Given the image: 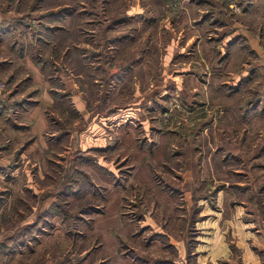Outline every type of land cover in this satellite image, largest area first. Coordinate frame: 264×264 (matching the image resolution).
Wrapping results in <instances>:
<instances>
[{"label": "rangeland", "instance_id": "374dc122", "mask_svg": "<svg viewBox=\"0 0 264 264\" xmlns=\"http://www.w3.org/2000/svg\"><path fill=\"white\" fill-rule=\"evenodd\" d=\"M8 2L23 9L20 19L8 22L27 20L33 30L45 19L54 29L39 49L31 44L32 30L16 43L25 57L42 60L52 52L37 79L53 101L41 110L48 118L41 140L11 137L8 147H28L29 173L35 171L28 183L37 190L17 191L7 212H0V227L12 230L10 237L18 239L12 242L25 248L16 264H264V195L255 189L262 184L264 193V168L251 167L256 154L264 162V2L244 10L239 0H227L220 16L255 31L262 14L255 31L259 53L241 38L247 53L242 64L223 62L240 37L222 46L210 26L198 28L205 19V12L198 22L194 18L198 0ZM35 2L39 10H32ZM93 4L105 20L127 16L118 29L126 36L103 47L117 59L107 67L104 62L102 72L91 57L96 43L87 45L80 34V12ZM49 11L55 15L41 17ZM117 61L127 69L110 78L105 69L114 72ZM231 69L248 74L233 83L192 74ZM2 81L0 96L6 97L8 80ZM213 88L225 99L240 89V102L211 104ZM75 91L87 104L82 113L71 98ZM27 94L16 102L25 105ZM8 112L16 115L13 108ZM23 161L11 166L10 160L8 167ZM35 223L40 236L33 240Z\"/></svg>", "mask_w": 264, "mask_h": 264}, {"label": "crops", "instance_id": "0c3cea01", "mask_svg": "<svg viewBox=\"0 0 264 264\" xmlns=\"http://www.w3.org/2000/svg\"><path fill=\"white\" fill-rule=\"evenodd\" d=\"M198 1H200V3H198L196 8H195V10H196V14L194 15L195 20H197V22L199 20H201V17L203 16L202 14L205 12L204 16H203L205 19H203L201 24H198V28L202 27V29L204 30L205 26H206V28H207V26H210V28H211V30H213V32L216 31V35L215 36L213 35V38H216L219 36V38L221 39V45L222 46L225 45L226 43L228 45L235 38L240 37V39L236 41L237 43L242 44L241 38H243V40H245V43L247 46H250V48L252 50L254 49L258 52V47H260V44H259V40L257 39L256 32H257V29L260 27L258 25H261L263 22L262 14H261V17H258L255 19V24H256V26H255L256 32H255L254 30H250L247 27L245 28L240 23V21H234V23L231 24V26L224 19H220L218 21H215V19H213L214 17L209 15V13H208L209 11L206 8V6L204 5V0H198ZM222 1H223V3H222ZM222 1H221L220 5L218 7H216V10L218 13H220V15H222V14L224 15L227 13L226 7H225L227 4V0H222ZM258 1H260V6L264 2V0H250L249 1V2H251L250 6L255 7L258 4L257 3ZM8 4H9L8 0H0V77L2 79H6V80L13 82L12 86L17 84L19 81H22L23 79L28 80L27 81L28 85H26L25 89L22 91V93L17 95V97L15 98L16 100H18L21 97V95L28 93L32 89V84L30 83L31 81L41 83V81L37 79L38 75H39V71H40L39 69H40L41 64L38 62L37 59H34L33 56L28 55V57H25L26 56L25 52L18 50V45L16 43H17V39H19V35L22 36V38H24L26 35H28V32H30L32 30V24L30 22H28L27 25L29 24V27H27L25 30H23L24 26L21 25V23H20L21 20H19V22H13V21L8 22V20H15L13 18L20 19V16H22L21 12H23V9L22 10H16L15 4H9V5ZM3 7L6 8L4 11H3ZM28 7L31 8L30 6H28ZM244 14H245V17H247L248 11H246ZM4 19H7V20L5 21ZM26 22H27V20H26ZM146 23H149V21L147 20ZM165 27H167V24H165ZM15 33H17V34H15ZM209 34H211V33L209 32ZM191 36H195V33H193V35H191ZM201 38H203V37H201ZM220 39L210 42L211 46L213 47L214 45L217 44V42L219 43ZM31 44L33 46V43H31ZM233 44H234V47H236L238 45L236 43H233ZM197 47L200 48L201 43H199V46L197 44ZM246 55H247V53L244 56H246ZM239 56L241 57L240 59L232 57V56L225 57L223 62L225 64H229L230 62L235 61L238 63L240 62L242 64V62L244 61L245 58L242 59V57H244V56H243V54L241 55V53H239ZM260 57L262 58L261 62H263V64H264V55H261ZM163 59H164V62H167L169 60V56L165 55V58H163ZM201 59H203V58L201 57ZM113 69H115V68H113ZM146 69L147 68L144 67V71ZM161 69L162 68H160V70ZM166 71H167L166 69H162V72H166ZM204 73L205 74L207 73L208 78L213 74V75H216L218 78H223V80L229 79V82L233 83L232 82L233 79H241L246 74H248V71L245 69H241L239 71H237L235 69H231V70L224 71V72L219 71V70H215L213 72H192L193 76L200 75V74L204 75ZM263 73H264V71H263ZM178 75H180V74H178ZM227 80H226V82H227ZM223 82H225V81H223ZM46 90H47V88H45V86L42 84V90L38 96L28 97V100L25 101L26 102L25 105L20 106V107L17 106L16 108L13 107V111H16L15 113H16V115H18L17 121H15L16 122L15 124H16V128H18L17 134L19 135V143L21 141H23V143H25L30 138L32 140V138L34 137V134H35V136L37 135V139H35V138H34L35 140L33 139V144L36 143L37 141L41 140V138H42L41 134H42V131L44 132V130L46 129V126H47L46 125L47 124L46 119H48V118H46L45 115H43L41 110L44 109V106H47L46 103H48V102L52 103L53 102L52 98L49 96V91L48 90L46 91ZM239 91H240V89L238 91L236 90V92H235L236 94H234L235 97L232 98V96H231L230 99L217 97V94H220V93H217L215 91V88L211 89V92H209L207 94L210 96V100L212 101L211 104L214 102H223V103L227 102L229 104H232V103L236 104V103H239L240 99H241L239 97L240 95L238 94ZM8 92L9 91H7V93ZM81 94H82L81 92L75 91V94L73 96H71L72 100L77 102L74 104L79 109V112L82 111L83 109L87 110V104H86L85 100L82 98ZM223 95L227 96L226 94H223ZM41 98L43 99V102H42ZM33 102H35V103H33ZM7 109L9 110V109H11V107H9ZM80 113H82V112H80ZM10 141L11 140L8 137L0 134V202H3L2 204H0V207H1L0 212H1V209L3 208V210H5V213L7 212V209H8L7 207L10 203L9 200L13 199V197L15 196L17 191L22 189L21 190V192H22L23 189L26 188V189H30L31 191H34L35 193H37L36 192L37 190H34L35 186L30 184L31 182L28 183V181H30L35 174L34 173L35 171H33L32 173H29L30 168H32V166L28 161L29 158H27V156H26V153L28 152V150H27L28 147L25 150H24V148H22L21 150L19 149V153H17L18 146L20 147V144L19 145H17V144L13 145L14 148H12V147L8 148L9 145L7 147H5V144H7V143L9 144ZM16 141H18V140H16ZM53 153L55 154V152H53ZM25 158H27V159L25 160ZM20 159L21 160L24 159L22 164H18L16 166H14L13 169L8 167L9 165H11L9 163L10 160H13V163L11 165V166H13ZM20 173L23 174V176H22L21 182L19 181V183H17V182H15V180L18 177V174H20ZM33 180H34V178H33ZM22 181L24 183H22ZM34 196H37V194H34ZM47 198L48 197H46L43 201L44 205H48L51 202V200L47 199ZM2 223H3V220H2ZM21 223H23L22 219H21ZM37 226H39V223H35L30 227V232H31V235L33 237V240H36L40 236L39 232H37L38 231ZM0 229H1L0 230V236H1L2 241H3L2 246H0V264H6V263L7 264H16L18 256L24 255L25 248L22 250V248H20V245L17 244V242H19V241H17L18 239L17 238L13 239L10 237L11 235H14V233L12 234V230H10V232H9V231H6V228L0 227ZM7 232H8V234H7ZM17 233H15L16 237H17ZM5 239H7L6 243H4ZM15 239H17V240L15 242H12ZM8 240H11V241H9V243H8ZM28 242H30V244H31V241H28ZM27 244L29 245V243H27ZM28 245H25L26 249H28V247H29ZM32 255L34 256V254H32Z\"/></svg>", "mask_w": 264, "mask_h": 264}, {"label": "flooded vegetation", "instance_id": "af4514ba", "mask_svg": "<svg viewBox=\"0 0 264 264\" xmlns=\"http://www.w3.org/2000/svg\"><path fill=\"white\" fill-rule=\"evenodd\" d=\"M38 3L35 2V6H33L34 8H32V10L36 9V8L37 9L41 8ZM77 6H79V4H76V7ZM64 9L66 11L67 10L71 11L72 8L70 6H68V7L65 6V8H63V11H64ZM80 14L82 15L81 23L84 24V27L82 29H81L82 26L80 24V34L81 35L83 34V36H84L82 42H85L87 45L89 43V40H91V41L96 43V47L95 48L97 50L95 52H92L93 55L91 57L94 56L98 60V66H96V67H98V69H100V72H102V69H104L102 67L104 62H105V65L107 67L109 63L115 62V60L117 59V55L116 54H114V53L109 54V52H108L109 50H104L103 47H107V49L112 48V47H114L113 46L114 43L109 44V46H108L107 42H119L122 38H124L126 36V34L125 35L123 34L125 31L119 32L118 29H120V23L121 22H125L127 20V16L123 15L121 18L117 17V18H115L114 20H111V21L105 20L102 17V15H103L102 14V10L100 9L98 11V8L95 9V4L90 5L89 8L87 7V9H85V8L82 9ZM53 15H55V14H53L52 11H49V12L45 13L44 15H41V17H43V18L44 17H48L49 18V17H51ZM58 18H60V17H58ZM37 21L39 22L40 19L37 18ZM23 22H24V20L21 19V21H20L21 25H23L24 27H29V24L27 25V22H24V23ZM37 25L40 26L41 28L33 29L32 33L31 32L30 33L32 34L31 35V43H33V47L36 48V49H39L40 48L39 45L41 43L42 44H46L47 43L46 37L52 36L54 29L51 28V26H49L48 24H46L44 22V20L43 21L41 20V22H39ZM111 30L113 32H116V34H113V36H108L107 34ZM88 31L90 32L89 36H88ZM34 34H36V36L38 37V38H36V44H37V42H39L38 46H36L34 44V42H35V40H33ZM101 36H102V38H100ZM103 38H106V39H103ZM19 40L21 42L23 41L22 36H20V35H19ZM98 45H100L99 48H98ZM22 47H23V45H22ZM21 51L23 52V50H21ZM51 54H52V52L50 51L49 54H48L49 58H50ZM85 54H86V50H85ZM37 60L40 61L41 64L44 63V61H45V64H46V61H47L46 58H44V56H43L42 60H39V59H37ZM127 62H129V60ZM113 66L115 67L116 70L114 72L108 73L107 76L110 77V78H113L114 76L119 75L120 72H123L124 70L127 69V66L125 64H119V62H118L117 65L115 64ZM150 119H152V117ZM146 120L149 122L148 118ZM164 122H166V120ZM149 123H151V120H150ZM152 126L150 128H152Z\"/></svg>", "mask_w": 264, "mask_h": 264}, {"label": "trees", "instance_id": "16d2710c", "mask_svg": "<svg viewBox=\"0 0 264 264\" xmlns=\"http://www.w3.org/2000/svg\"><path fill=\"white\" fill-rule=\"evenodd\" d=\"M221 1L222 0H220V1L219 0H204V5L208 9L209 15L214 17L213 19H215V21H218L220 19H224V18H220V16L226 15V14L220 15V13H218L217 10H216V7H218L220 5ZM249 1L250 0H239V3H241L243 5V7L245 6L244 10L248 9V6L251 5V2H249ZM222 3H223V1H222ZM34 37H33V40H35L34 44L36 46H38L39 42H37V44H36V38H38V37L36 36V34H34ZM235 43L238 44V45L236 47H234V45H233L231 51L229 50L228 57L229 56H233V55L239 56V53H241V55L242 54L244 55V50L242 49L244 47V44L242 45V44L237 43V42H235ZM231 44H229L228 47L229 46L231 47ZM48 54L49 53H46V52L44 53V56H45L47 61L49 60V55ZM38 62L41 64L40 61H38ZM41 66H42V64H41ZM105 70H106L105 74L107 75L109 73L110 69H108V70L105 69ZM24 81L23 80L19 81L17 84L12 86L11 85L12 82L8 80V82H7V90L9 92L6 95V97H1L0 96V126L3 128V130L0 129V132L4 136H7V137L9 136L8 138L11 139V140H12L11 137H15V139H19V135L17 134L18 128H16V124H15L16 123L15 121L17 120L16 119L17 117H16V115L11 116V113L8 112L7 108L11 107V109H12L13 107L23 106V104L21 105V102L17 103L15 98L17 97V95H19L25 89V86L28 85V82H27L28 80H24ZM30 83L32 84V89L28 92L27 96L28 97L38 96L39 93L42 90V84L39 83V82H33V81H31ZM23 100L25 102L26 98H24ZM33 103H35V102H33ZM70 104H71V102H70ZM71 113H72V116L75 117L76 114H77V111H75V109H74V110L71 111ZM8 145H9L8 143L5 144V147H7ZM19 149H21V148H18L17 153H19ZM253 158H254L255 162H252V164H251L252 170H256V169H260L261 170V168H264V162L261 161L262 158H260L259 154L254 155ZM261 174H262V171H261ZM262 188H263L262 184L260 185V187L259 186L255 187V189L258 190L261 195H264ZM249 195H251V194H249ZM256 206L259 208V211L256 210L255 213H259L260 212L259 214L261 215L260 207L258 205H256ZM253 207H255V206H253ZM2 244H3V241L0 242V246H2Z\"/></svg>", "mask_w": 264, "mask_h": 264}, {"label": "built area", "instance_id": "2783aa9c", "mask_svg": "<svg viewBox=\"0 0 264 264\" xmlns=\"http://www.w3.org/2000/svg\"><path fill=\"white\" fill-rule=\"evenodd\" d=\"M5 82L4 81H2V82H0V90L1 89H5ZM2 241V238H1V236H0V242Z\"/></svg>", "mask_w": 264, "mask_h": 264}]
</instances>
